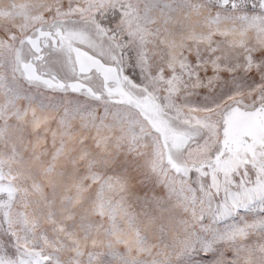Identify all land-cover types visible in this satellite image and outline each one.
I'll list each match as a JSON object with an SVG mask.
<instances>
[{
  "label": "snow or ice",
  "instance_id": "snow-or-ice-1",
  "mask_svg": "<svg viewBox=\"0 0 264 264\" xmlns=\"http://www.w3.org/2000/svg\"><path fill=\"white\" fill-rule=\"evenodd\" d=\"M53 7L37 78L0 44V264H264V143L212 163L232 114L264 113V0ZM85 32L114 77L77 65Z\"/></svg>",
  "mask_w": 264,
  "mask_h": 264
},
{
  "label": "rangeland",
  "instance_id": "rangeland-1",
  "mask_svg": "<svg viewBox=\"0 0 264 264\" xmlns=\"http://www.w3.org/2000/svg\"><path fill=\"white\" fill-rule=\"evenodd\" d=\"M74 2L75 0H0V44H7L8 39H6V37L10 38L15 34L17 37V46L14 50L13 58L19 61L20 58L28 61L35 48L29 47L26 44L21 47L19 45V39L24 40L25 36L32 34L38 27L47 29L46 26L50 23L52 17L57 14L53 7L54 4L63 3L65 6L64 10L67 12L68 5ZM101 2L107 3L109 0H101ZM113 2H115V0H113ZM159 2L163 3V0H159ZM50 8L52 9L51 11L49 10ZM59 18L64 19L65 17L61 15ZM86 18L91 19V16L87 15ZM97 27H100V25H97ZM80 34L89 41L86 32ZM178 39L179 38H177V42ZM43 43L42 40H39V47H42ZM74 44L80 45L88 43L76 41ZM20 53L22 54L20 55ZM2 102V97H0V103ZM20 103L22 105L23 101H20ZM258 115H260V113ZM260 117L262 118V116ZM15 119V115H12V120L10 122H15ZM0 123H2V121H0ZM225 142L227 148L223 157L212 161L215 169L220 172H225L234 169L238 165H242L252 155V146L254 144L264 143V130L261 131L258 140H253L246 134L240 132L233 134L232 137H228L226 133ZM8 153V146L0 139V167L14 163L10 159ZM194 159L200 160L201 157H195ZM61 162L63 163V158ZM13 175H15V173ZM11 190H14V186H12ZM3 238L4 237L0 236V239Z\"/></svg>",
  "mask_w": 264,
  "mask_h": 264
},
{
  "label": "bare ground",
  "instance_id": "bare-ground-1",
  "mask_svg": "<svg viewBox=\"0 0 264 264\" xmlns=\"http://www.w3.org/2000/svg\"><path fill=\"white\" fill-rule=\"evenodd\" d=\"M47 29L43 27H38L32 32V34L25 36L24 40L27 42L26 45L33 47L35 49L39 48V40L36 36L46 35ZM76 40L84 43L88 41L84 38L82 34H71L65 36V43L69 45L75 55L77 65L83 70L88 71L92 69L97 70L101 77L110 78L115 76V68L110 64L102 63L97 57L93 56L89 51L84 48L76 47L71 45V41ZM21 51V50H20ZM22 53H20L21 55ZM20 57V56H19ZM21 66L25 69V75L32 76L34 78L38 77V73L35 71V67L27 60H22L20 58ZM146 112H152L153 109L150 104L145 105ZM248 113L244 111H239L232 114L228 118L227 123V135L232 137L233 134L240 132L246 134L253 140H258L260 138L261 131L264 130V113ZM262 116V118L260 117Z\"/></svg>",
  "mask_w": 264,
  "mask_h": 264
},
{
  "label": "water",
  "instance_id": "water-1",
  "mask_svg": "<svg viewBox=\"0 0 264 264\" xmlns=\"http://www.w3.org/2000/svg\"><path fill=\"white\" fill-rule=\"evenodd\" d=\"M72 46H76V47H79L78 45H75L74 43H71ZM81 48H84V47H81ZM85 49V48H84ZM88 71H93V69H89ZM87 72V71H85ZM95 72L99 73L97 70H95ZM101 76V75H100Z\"/></svg>",
  "mask_w": 264,
  "mask_h": 264
}]
</instances>
